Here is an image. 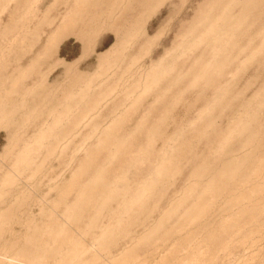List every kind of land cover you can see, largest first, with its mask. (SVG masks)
I'll list each match as a JSON object with an SVG mask.
<instances>
[{
  "label": "bare ground",
  "instance_id": "6f19581e",
  "mask_svg": "<svg viewBox=\"0 0 264 264\" xmlns=\"http://www.w3.org/2000/svg\"><path fill=\"white\" fill-rule=\"evenodd\" d=\"M0 1H8L14 5L9 19L10 24H6L0 34V131L7 134V144L0 154V264H49L51 263L50 261L58 262L57 264H65L67 262L70 264H94L100 262L101 258H103L102 255L111 253V250H108L114 245L116 247L118 242L121 243L126 235L133 236L134 233L131 234L132 228L144 216L151 214L149 207L152 202L157 199L161 201L163 196H166L165 193L167 191L165 192L166 189H164L166 184L172 180L173 184H175V176L177 177L185 166L188 169L189 165L193 167V171L191 170L190 178L186 182L188 184L185 185L184 189L182 188L183 191L181 190L182 193L179 198L177 197L178 193L176 194L177 198L170 201L168 207L166 205L167 209L164 212L162 211L163 213L158 218V221L154 220L156 222L154 225L152 223V226L150 224L149 228L148 226L145 228L147 231L143 236L137 237L138 239L134 237L137 239L136 242L135 239L134 241L129 240V242H135L131 246L132 248H128L126 252L123 251L122 253L124 254L122 256L119 254L120 258L116 256L118 260L113 259L112 261H117L118 264H130L136 259V254H139L137 253L139 248L141 249L147 245L152 246L153 244L157 248L158 244L161 245L165 242L167 245V240L177 235L170 236L173 232H170V234L166 232L170 223L174 220L176 224L173 227H171L172 225L170 226L171 230L180 233L187 232L186 236L180 238V244H178L180 240L176 241L177 244H174L175 246L177 245L176 248H181L185 243L189 244L184 246L187 245L189 248L190 245V248H192L191 244L193 242L191 243V241L193 239H197L199 234H207L205 238L200 236L208 242L206 246H211L210 249L205 248L209 250L208 253L211 252L212 259H215V252L220 247V243L224 242L225 246L227 238L229 242V238L233 239L232 237L244 230L247 223L250 225L254 218L256 219L257 217V221H254L255 226H257L255 222H258L257 228L261 232L264 230V228H259L264 220L261 218L263 219L261 222L260 219L262 217L261 212H264V204L261 201L263 200L262 195L260 196L261 199L259 197L262 191L264 193V152L262 151L264 148L261 149L260 147L264 146V144H261L264 143V128L260 129L261 132L255 130V126L259 124L256 121L264 114H260L264 112L262 111L264 105L259 107V112L255 111L253 113L248 109L250 102H247L242 106L240 112L236 113L232 118L230 117L231 120L224 131L220 130L221 133H219L216 129L218 119L221 117L217 115L227 111L228 107L232 106L236 100L232 96V86L234 82L237 83V77L245 69H248V66L251 67L254 62H257V58H260V56L264 57V0H206L205 4L201 2L204 4L202 7L199 6L201 3H198V8H201H199V11L197 9L198 12L193 17L192 23L187 24L186 31L184 32L183 30L181 32L184 33L181 35L182 39H179L176 36L177 34L175 35L177 39L181 40L177 44L179 48L180 46L182 47V49L180 48L181 52L177 53L178 55L175 54L177 56H170L172 53L170 54L169 50H164L165 53L158 61L154 60L151 49L160 36L157 34L156 37L155 35L151 37L147 25L155 15L154 13L159 10L158 8L166 5V3H170V5L173 3L172 7H174L173 0H53L55 4L65 1V14L60 19L59 24H55L57 18L55 21L50 19L51 17L48 18L49 10H51L53 5L50 8L48 6L44 11L37 9L41 14L38 16L35 28L46 24L50 31H47V33H45L46 31L43 32V35L45 33L46 36L44 48L37 53L33 52V57L31 58L25 55L12 56L13 54L11 53L14 49L18 50L20 46L22 47L20 51H24L23 45H26L25 43L33 37V35L31 36L32 32L28 31V29H31L26 28L27 26H24L23 22L21 25L26 28H24L25 30L20 29L16 35L10 37L9 35L16 29L15 26L17 24L15 25V23L19 24L21 18L25 19L26 17V22L30 20L32 15L36 18L38 14L35 15V11L37 10L33 9V5H31V2L35 3V0ZM183 1L184 5H178H181V7L185 6L189 0ZM169 8L170 6L167 9ZM3 10H5L4 7ZM175 10L174 13L172 12L173 14H175ZM182 12H184V8ZM186 17L188 20V16ZM180 19H182V16ZM180 19L179 21H181ZM187 20L184 21V24L187 23ZM1 21L3 20L0 19V23ZM32 21L33 19L31 23ZM71 27L81 30H77L80 33L79 36L75 34L76 38L80 37L81 41L85 40L84 43H87L88 48H90L88 42L93 40V35L96 31H99L97 32L98 34L100 31L105 32L109 29H114L115 43L98 56V68L101 69L98 74L102 72L100 76L106 79L98 83L94 76L88 75L89 79L84 80V73L79 74L78 72L76 74H79V76H74L76 83L68 86L66 90L63 86V93L60 96H56L57 93H54L51 87L50 76H46V74L42 76L40 67L48 64L47 62L55 53V49L60 45L62 40L60 38H66L68 28ZM71 30L73 29L71 28ZM160 30L162 31V28ZM159 34L161 35V32ZM142 38L144 42L141 41L142 43H139ZM136 40H139L138 44L140 47L134 50L133 46L137 43ZM176 42L177 40H175ZM177 46L175 45V48ZM85 48L86 51L75 62L68 63L66 60L61 59L53 65L50 64L52 71L56 68H63L65 75L72 78L71 75L78 71L77 65L84 60V57L88 54L87 52L91 51V49L87 51L86 45ZM179 48L178 50L176 49L178 52ZM17 50H14L15 53ZM132 50L134 53L131 56L134 57L130 59L131 62L125 67L124 64L128 62L127 58L132 53ZM26 52L24 51V53ZM140 54L146 55L149 65L145 60H143V64H140L142 62L140 61L141 59H138L141 56ZM190 60L191 65L189 67L181 65V62H184L183 65L186 66L187 61ZM263 60L262 65H264ZM136 62L138 63L136 64ZM262 65L260 67H263ZM123 68L122 77L118 78L117 76V79L120 80L116 81L115 78L114 80L117 82L116 84L114 83L115 85H110V83L107 85L108 81L112 79L110 76L116 74V70L119 73V70L121 71ZM245 71V73L248 72L247 70ZM126 75H129V77H126ZM186 78L188 83L185 85L187 87L185 88L186 90H183L185 93L181 90L184 97L187 91L191 94L190 90L193 92L194 89L199 88L201 90L196 100L203 99V97L205 100V93L209 92V90H213L212 92L214 93L212 99L203 104L202 110L199 108L200 112H196L195 115L197 116L194 115V119L189 123L176 125L174 134L171 137H168L169 135L166 137L163 134L162 137L166 138L159 137L158 128L152 127L155 124L149 125L152 127L150 129H148L149 126L147 130L146 127L144 129V126H141L145 124V121H142L141 124V121H139L137 127L127 130L124 135L119 136L123 131L122 127L126 124L124 121L126 122L130 117H133L131 114L133 110L135 111L136 109L137 111V108L143 102L154 97L156 99L155 102L153 101L154 103H150L149 107H146L147 111L144 119L152 116L153 112L159 111L157 110L159 104L161 105V103L165 102L173 88L175 89L181 85ZM68 81L71 82L69 77ZM117 89L118 93L113 96ZM182 93L178 94L179 96L173 94L175 97L177 95L174 100L181 102L182 99H185ZM119 95L123 98L122 104L131 102V105H125L126 107L122 104L114 105L115 109L121 110L124 108L123 112L120 111V114L113 115L115 117L111 120L112 122L109 123V126L107 124L108 129L106 126L103 130L95 131L94 135L98 134L99 136L95 139L96 141L94 140L95 143L93 145L88 147L86 144L89 140L86 143L84 142L85 144L81 148L85 152L84 157L80 160V165L75 169L76 171L72 172L69 180L60 181V178L55 177L56 179L49 182L48 193L45 196L50 197L51 193L57 192V197H54L51 201L42 200L43 203H39V190H34L35 188L31 186H34L38 177L40 178L41 173L43 174L44 170L49 168L46 167L52 164L53 160L59 158L61 160L66 157L70 149V143L72 145L71 141L75 139V137L72 138V135L76 132L75 127L83 124V120L99 106H97V102H101V98L106 100L105 108L109 102H114ZM263 98L264 88L262 87L259 92L257 91L255 100L263 101ZM201 101L203 100L196 102L198 103L197 105L201 104ZM163 109L160 111H163ZM165 111L169 115L170 112L167 113V111L170 110L166 109ZM216 112L219 113L216 115ZM161 113L160 115H164ZM154 114L159 113L156 112ZM167 115L165 116L166 118ZM94 116L96 118L100 115ZM164 116L163 118H165ZM125 118L128 120H125ZM159 120V125H161L164 122L161 121V116ZM260 120H264V118L258 121L260 122ZM156 121L158 122V120ZM260 123L264 122L261 121ZM93 124L97 125V123ZM75 135L76 133L73 136ZM87 135H89V132ZM94 135L92 131L91 136H88V138L95 137ZM187 135L195 136V139L199 141L202 140V144L203 142L205 143L209 136L221 135V137L213 138V143L211 142L209 146L207 144L206 148L209 152L207 156H212L209 158L195 155L198 149H196L197 145L192 141L194 137L187 138ZM159 139L164 140V145L156 152L154 151V146ZM203 139L205 140L203 141ZM82 140L84 139L82 138ZM236 140H241L240 148H238L240 150L233 149V146L237 145ZM199 141H197V144L200 143ZM104 152L107 153L101 160L100 155ZM76 153L78 155L80 150ZM202 154H205V152ZM185 155H189L191 159L188 160ZM194 155L195 159L200 160V162L197 163L194 160ZM183 156H185V160H188L185 161V165L183 164L184 162L181 163ZM72 159H70L71 162H73ZM71 162L69 167L72 164ZM55 168L57 169V167ZM56 169L54 170L56 171ZM128 172H132L134 185L127 178L126 173ZM50 173L55 175L52 171ZM50 173L47 174L50 175ZM115 174L117 176L113 177L112 175ZM25 176L26 180H24ZM60 176H62L61 173ZM46 178L40 179L45 180ZM32 181H34V184L30 183ZM173 184H169V186H173ZM38 185H42V183L38 182ZM72 193H76V196H74L75 198L72 201H69V196ZM33 197H36L35 201L40 206L38 213H34L31 209L29 211L26 208L30 206L29 203L34 199ZM157 202L160 203L159 201ZM220 203H223V206ZM218 204L224 209L227 206L230 209H226L230 210V212L228 215H224L225 217L221 215L222 217L219 218V216L220 222L217 218L215 219L216 221L214 220L217 228L214 223H211L214 227L210 228L211 226H207L209 225L207 224V218L209 217V221H211L210 216L213 217V215L210 214H212L213 209L215 212ZM42 205H47L48 209H44ZM155 205L158 208V204ZM61 206L64 208V221H60V218L56 217L59 216L57 209ZM154 207H152V210L156 208ZM224 209L221 208V210ZM233 209H237L236 214L232 213ZM154 211L152 212L154 213ZM214 212L213 214H218V212ZM258 214L259 216H257ZM216 215H214V218ZM20 216H25V219H19ZM258 217L260 221H258ZM247 218H252V220ZM42 219H46L47 222L44 220L41 225ZM105 219L107 222L99 225ZM205 219L206 222L204 221ZM17 221L19 223L24 222L23 224L25 225L20 224L22 227L26 226L24 231L21 229V232H15L14 229L10 231L8 225L13 222L17 223ZM203 223L207 224H204V226L206 225L205 228ZM257 228L256 230H258ZM8 231H10L12 236L10 239L5 238V234ZM133 232L135 231L133 230ZM180 233L178 234L182 235ZM121 235H123L122 238H119ZM219 235L227 236V238L224 237V241ZM91 236H93L94 243L98 248L96 250L94 246L93 249L96 251H93L92 248L88 249L84 242L85 239ZM199 242L201 243L200 240ZM129 245L127 246L129 247ZM163 246L161 245V247ZM195 248L198 247L195 246ZM149 249L151 248L149 247ZM211 249H214V251L212 250V252ZM171 250L166 253L168 254L166 256L171 257ZM173 250L175 254L179 253V251L177 253V250ZM192 251L190 253L189 250L190 254L186 255L192 257ZM173 253L172 257L175 256L176 259V255L173 256ZM201 255L202 253L199 254L200 257ZM166 256L164 255V260L167 259ZM194 256L193 258L189 257L187 264H192L191 259L194 262ZM185 257L187 256H183V258ZM188 257L184 260L182 257L179 259L182 258L181 260L186 262ZM161 260L160 262L164 264L165 261ZM181 260L178 262L181 263ZM108 261L111 262L110 259ZM155 262L158 264V261ZM113 263L111 262V264ZM168 264L171 263L169 262Z\"/></svg>",
  "mask_w": 264,
  "mask_h": 264
},
{
  "label": "rangeland",
  "instance_id": "374dc122",
  "mask_svg": "<svg viewBox=\"0 0 264 264\" xmlns=\"http://www.w3.org/2000/svg\"><path fill=\"white\" fill-rule=\"evenodd\" d=\"M36 1H37V3H36ZM181 1V2H180ZM183 0H178V2H177V0H173V2H174V7H172L173 6V3H171V5H170V3H166V5H164V6H162V7H160V8H158L159 10L157 11V13L155 12L154 14V18L152 17V21L150 20L149 21V23H148V25H147V27L149 28L148 30H149V34H150V36L151 37H153L154 35H155V37L157 36V34H158V36H160L157 40H156V44L152 47V52H153V58H154V60L155 61H158L160 58H161V56H163V54L165 53V51L164 50H169V52H170V56H177L178 54L177 53H180L181 51V49H182V47L180 46V48H179V45L177 46V44H178V42H180L181 40H179V39H182V37H181V35H183L184 33H181V32H183V30H184V32L186 31L185 29H186V27H188V25H189V23L191 24L192 23V21L194 20V18L193 17H195V15L197 14V12L200 10L199 8H201L202 6H204V4L207 2V1H209V0H189L186 4H187V6H186V4H185V6H182L181 7V5H184V1L182 2ZM7 2V3H6ZM0 1V19H2L3 21H1V25H0V34H1V30L2 29H4V27L6 26V24L7 25H9L10 24V22H9V19H10V16H11V14H12V12H13V8H14V5H13V3H9L8 1ZM177 2V3H176ZM201 2H204V4L203 3H201ZM32 3H34V2H31V5H33V9H39L40 11H44L45 9H47L48 8V6H49V8H50V6L51 5H53V7L51 8V10H49V12L50 13H48V18H50V19H52V20H54L55 21V19H56V22H55V24L57 23V24H59V22H60V19L62 18V16L65 14L64 12L66 11V6H65V1L64 2H58V3H54L53 2V0H35V5L34 4H32ZM53 3V4H52ZM64 3V4H63ZM197 3V4H196ZM198 3H201V5H199ZM1 4H6L5 6H3V5H1ZM7 4H9L8 6H7ZM178 4H181V5H178ZM38 5V6H37ZM62 5V6H61ZM65 7H64V6ZM198 5L199 6H201V7H199L198 8ZM4 7V9L5 10H3V7ZM168 6H170V8L169 9H167L168 8ZM178 6V7H177ZM6 7V8H5ZM37 7V8H36ZM176 7H177V9L178 10H180L181 8V10L183 11V8H184V12H182L181 10L180 11H178L177 9H176ZM187 7V8H186ZM2 8V9H1ZM164 8V9H163ZM194 8H196V9H194ZM53 9V10H52ZM65 9V10H64ZM176 9V10H175ZM197 9H198V11H197ZM174 10H175V14H173L174 13ZM192 10V11H191ZM194 10V11H193ZM196 10V11H195ZM187 11V12H186ZM173 12V13H172ZM196 12V13H195ZM161 13V14H160ZM170 13V14H169ZM180 13V14H179ZM183 15H182V14ZM195 13V14H194ZM38 14V15H37ZM41 13H39L38 12V10L37 11H35V15H37L36 16V18H35V16L34 15H32V17H34V18H30V20L28 21V22H26L27 20H26V17H25V19H23V18H21V21L19 22V24L18 23H15V27H16V29H14V26H13V29L15 30H13L12 31V33H10V35H9V37L10 36H14V35H16V33H18V31L21 29V30H25L26 28H30L31 30H29L28 29V31H31L32 33H31V36L33 35V37H31L30 38V40H28L27 41V43H25L26 45H23V49H24V51H27L26 53H24V51H20L21 50V46L19 47V49L17 50V49H14L15 51L17 50V52L15 53V51L13 52L12 50H10V51H12L11 53L13 54L12 56H17V55H25V56H29L28 58H31V57H33V52H35V53H37V52H39V51H41L43 48H44V43H45V39H46V36H45V33H47V31L49 32L50 31V29L48 28V26L46 25V24H44V25H40L38 28H35L36 27V24H37V22H38V16L40 15ZM60 14V15H59ZM177 14H178V17H177ZM185 14H189V15H185ZM157 15V16H156ZM169 15H170V17H169ZM177 17H175V16ZM192 15H194V16H192ZM173 16V17H172ZM181 16H182V19H180L181 18ZM185 16V17H184ZM186 16H188V20H187V17ZM172 17V18H171ZM186 18V19H185ZM33 19V21H32V23H31V20ZM175 19V20H174ZM179 19L181 20V21H179ZM264 19V18H263ZM23 20H25V21H23ZM37 20V21H36ZM171 20V21H170ZM185 20H187V23H185L184 24V21ZM191 20V21H190ZM183 21V22H182ZM24 22V23H23ZM179 22V23H178ZM23 23V25L24 26H27L26 28L23 26V25H21ZM28 23H29V26H28ZM34 23V24H33ZM183 23V24H182ZM25 24H27V25H25ZM188 24V25H187ZM167 25V26H166ZM32 26V27H31ZM47 26V27H46ZM182 26H184V27H182ZM21 27H23V28H21ZM41 27V28H40ZM19 28V29H18ZM25 28V29H24ZM40 28V29H39ZM47 28V29H46ZM71 28L73 29V30H71ZM71 28H68V31H67V36H65L66 38H60V45L58 46V48H56V49H58V50H56L55 49V53L52 55V57H50V60L47 62L48 64H46V65H41V72H42V76L43 75H45L46 74V76L47 75H49L50 76V81H51V87L53 88V91H54V93H57L56 94V96H60L62 93H63V91H64V88H63V86L65 87V90H66V88L68 87V86H71L73 83H76V78L74 77L75 75L76 76H79V74H81L82 72L84 73V75H83V78H84V80H86V79H89V77H88V75L89 76H94V78L98 81V83L99 82H102L103 81V79H106V78H104V77H102V76H100V74L102 73V72H100V74H98L99 73V71L101 70L100 68H98L99 66H98V56L100 55V54H102V53H104L106 50H108L109 49V47H111L114 43H115V30L114 29H109L108 31H105V32H102V31H100V33H98L97 34V32H99V31H96L95 33H94V38H93V40H91L90 42L91 43H93V44H95V45H93L92 44V47H91V43L90 42H88V44L90 45L89 47L90 48H88V45H87V43L85 44L84 42H85V40L84 41H81L79 38L77 39L76 38V35H78L79 36V33L80 32H78V31H81V30H79V28H76V27H71ZM162 28V31L160 30ZM183 28V29H182ZM34 29H37V30H34ZM38 29H39V31H38ZM78 30V31H77ZM180 30V31H179ZM36 32V34H35V32ZM46 31V32H45ZM179 31V32H178ZM43 32H45L44 33V35H43ZM161 32V35L159 34ZM39 34V35H38ZM76 34V35H75ZM177 34V35H176ZM179 38V39H177L176 38V36ZM180 35V36H179ZM36 36V37H35ZM37 36H39V37H37ZM77 36V37H78ZM97 39H96V38ZM95 39V40H94ZM177 40V42L175 43V40ZM174 40V41H173ZM179 40V41H178ZM38 43H37V42ZM139 41V40H138ZM138 41L136 40V42L137 43H135L134 44V46H133V49L134 50H136V49H138V47H140V45L138 44ZM144 42V39L142 38V39H140V41H139V43H142V42ZM34 42V43H33ZM36 42V43H35ZM96 42V43H95ZM175 44H174V43ZM33 44H35L34 46H32ZM180 44V43H179ZM85 45H86V47H87V51L89 50V49H91V51H89V52H87L88 54H86V56L84 57V60L83 61H80V64H78L77 65V70L78 71H76V72H74V75H71L72 76V78H70V76H66L65 75V72H64V69L63 68H56V69H54L53 71H52V67H51V65L50 64H55V62H57V61H59V60H61V59H64V60H66L68 63H72V62H75V60L77 61L78 59H79V57L82 55V53H84V51H86V48H85ZM175 45L177 46L176 48H175ZM32 48H31V47ZM94 46V47H93ZM142 46V45H141ZM159 46H161V47H159ZM171 47H173V48H171ZM16 48H18V47H16ZM94 49V51H93V49ZM166 48H168V49H166ZM171 48V49H170ZM178 48H179V52L177 51L178 50ZM26 49V50H25ZM85 49V50H84ZM177 49V50H176ZM173 50H175V51H173ZM157 51V52H156ZM177 51V52H176ZM20 54H19V53ZM21 52H22V54H21ZM156 52V53H155ZM167 52V51H166ZM10 53V52H9ZM18 53V54H17ZM134 52H133V50H132V53L128 56V62H126V64H124V66L126 67L127 65H129V62H131V60L130 59H132V57H134V56H131L132 54H133ZM15 54V55H14ZM175 54H177V55H175ZM141 55V54H140ZM139 55V56H140ZM138 56V57H139ZM170 56H168V57H170ZM263 56V55H262ZM137 57V58H138ZM136 58V59H137ZM260 58H262L261 56H260ZM260 58H257V62H254V63H257V64H254L253 63V65H251V67L250 66H248L247 68L248 69H245V70H247L248 72L247 73H245L244 71L242 72V74H240L238 77H237V83H235L234 82V85L232 86V93H233V97H235L236 98V100H235V102H234V104L232 105V106H230V107H228V110L227 111H225L223 114L222 113H219L220 112V110H219V112H216V115L219 113L220 115H217V116H221L219 119H218V122H217V130H218V132L219 133H221V131H224L225 130V128H226V126L228 125V123L230 122V120H231V118L233 117V116H235V114L236 113H238V112H240V110H241V108H242V106L245 104V103H247V102H250V104H249V106H248V109L249 110H251V112H253V113H255V111H257V112H259L260 111V109H259V107L260 106H262V105H264V98H263V101L262 100H260V101H257V100H255V96H256V93H257V91L259 92V90L263 87L264 88V82H263V80H264V65H262L263 63H262V59H264V57L262 58V59H260ZM138 59H141L140 61H142L140 64H143L144 62H143V60H145V62H147L148 63V59L146 60V55L145 54H143V55H141L140 56V58H138ZM169 59V58H168ZM167 59V60H168ZM260 62H259V61ZM188 63H186V66L185 65H183V63L181 62V65L182 66H184V67H189L190 65H191V60L190 61H187ZM190 62V63H189ZM263 62H264V60H263ZM138 62H136V64H137ZM260 63V64H259ZM188 64V65H187ZM252 64V63H251ZM259 64V65H258ZM50 65V66H49ZM148 65H149V63H148ZM263 66V67H260V66ZM258 66H259V68H258ZM181 67V66H180ZM250 67V68H249ZM50 70V71H49ZM50 73H49V72ZM81 71V72H80ZM97 71V72H96ZM117 71V75L116 74H114V75H112V76H110L112 79H110V80H112V81H108V83H107V85H109V83H110V85H115L117 82L116 81H118V80H120V79H117V76H118V78H120V77H122L121 76V74L122 73H124L123 71H124V68L120 71L119 70V73H118V70H116ZM48 72V73H47ZM79 72V74H76V73H78ZM96 72V73H95ZM86 73V74H85ZM95 73V75H93ZM112 73V72H111ZM98 74V75H97ZM113 74V73H112ZM61 75V76H60ZM124 76V75H123ZM129 77V75H126V77ZM65 77V78H64ZM68 77H69V80H71V82L70 81H68ZM73 77H74V79H73ZM87 77V78H86ZM102 77V78H101ZM93 78V79H94ZM116 78V81L114 80ZM125 78V77H124ZM94 79V80H95ZM126 79V78H125ZM228 79H229V77H228ZM75 80V81H74ZM113 80H114V82H113ZM128 80H130V79H128ZM187 81V78H186V80H184L183 81V85L181 84V85H179L178 87H176L175 89L173 88V90L171 91V93H170V95L168 94V100L166 99L165 100V102H163L164 103V105H163V103H161V105L159 104V107H160V109H159V107H158V109L157 110H159V111H156V112H158L159 114H154V113H156V112H153V114H154V116H153V114H152V116H150V117H148V118H145L144 119V115H145V113H146V111H147V108L146 107H149V105H150V103L152 104V103H154L155 102V100L156 99H154V97H151L150 99H147L145 102H143L142 104H141V106H139L138 108H139V110H138V108H137V111H136V109H135V111L133 110L132 111V115H133V117L131 118L130 117V119L128 120L127 118H125V120L127 119L128 121H124V123H126V124H124V126L122 127V133L121 134H119V136H122V135H124V133H125V131H127V130H130V129H134L135 127H137L138 126V122L139 121H141L140 122V124L142 123V121H145V124H143L141 127H143L144 129H145V127H146V130H147V128H148V126L149 125H153V124H155V125H153L152 127L154 128V127H156V128H158V132H160L159 133V137H161V138H166L167 137V135H169L168 137H171V136H173V134H174V131H175V129H176V125L178 126V125H183V123L184 124H186V123H189L192 119H194L195 118V116H197V115H195L196 114V112H200L199 111V108H200V110H202V108L204 107V105L203 104H206L207 103V101L208 100H210V99H212V97H213V90H209V92L207 91V93H205V100H204V97H203V99H200V100H203V101H201L200 103L201 104H199V105H197L198 103H196V102H198V101H200V100H196L197 98V95L199 94V91L201 90L199 87V89H194L193 90V92L190 90V93L191 94H189V91H187L186 92V96L184 97L183 96V93H185L183 90H186L185 88H187L185 85H186V83H188V81ZM65 82V83H64ZM67 82V83H66ZM71 84H70V83ZM56 83V84H55ZM61 83H62V85H61ZM115 83V84H114ZM248 83V84H247ZM67 84V85H66ZM263 85V86H262ZM57 86V87H56ZM59 86H60V88H59ZM249 86V87H248ZM251 86V87H250ZM236 87V88H235ZM57 88H59L58 90H57ZM197 88V87H196ZM248 88V89H247ZM234 89H236L235 91H234ZM183 91V93H182V91ZM62 91V92H61ZM120 91V90H119ZM180 93H179V92ZM176 92V93H175ZM177 92H178V94H181L182 93V96H183V98H185V99H182V100H184V101H182L181 100V102L179 103V102H177L176 100H174V98H176L177 97ZM198 92V93H197ZM235 92V93H234ZM238 92V93H237ZM116 93H118V89L116 90V92H114L113 93V96L114 95H116ZM196 93V94H195ZM209 93V94H208ZM175 94H177L176 95V97L174 96ZM122 95V94H121ZM121 95H119L118 96V98H116L115 99V101L114 102H109L108 103V105L104 108V106H105V104H106V100H103L102 98H101V102H97L98 104H97V110L95 109V110H93L92 111V113L87 117V118H85L83 121H84V123L83 124H81V125H79V126H77V127H75V133H76V135L75 136H73L72 135V138L73 137H75V139L74 140H72L71 142L73 143L72 145H71V143H70V149L68 150V154L66 155V157H64V158H62L61 160H59V159H55V160H57V161H55V160H53L52 161V164H50V165H48L46 168H48V169H45L44 170V172H43V174L41 173V176H40V178H42V179H44L45 177H47L45 180H41L39 177H38V180H37V184L35 183L34 184V181H32V182H30L31 184H34V186H31V185H29V186H31L32 188H35L34 190H39V192H38V202L39 203H43L42 202V200H44V201H47V200H49V201H51V200H53L54 199V197L56 198L57 197V192H53V193H51L50 195V197L48 196V197H46L45 196V194H47L48 193V186H49V182H51V180H54V179H56V178H60L59 180L60 181H65V180H69L70 178H71V175H72V172H75L76 170V168H78L79 167V165H80V160L84 157V154H85V152L84 151H82L81 150V148L83 147V144H85L86 143V141L87 140H89V141H87V144H86V146H88V147H90L91 145H93L94 143H95V139L96 138H98V134L97 135H94L95 134V131H97V130H103V128L105 129V127L107 126V124H108V126H109V123L110 122H112L111 120L115 117V116H113L114 114H120L121 112L120 111H122L123 112V110H124V108L123 109H115V107H114V105L116 106V104L117 105H121L123 102V98H121L120 96ZM185 95V94H184ZM235 95V96H234ZM179 96V95H178ZM231 96V97H232ZM172 97V98H171ZM208 98V99H207ZM120 99H122V100H120ZM172 99H173V101H172ZM120 101V102H119ZM154 101V102H153ZM169 101V102H168ZM174 101H176L177 102V104H175L174 103ZM188 101V102H187ZM194 101H195V103H194ZM204 101H206V102H204ZM167 102V103H166ZM184 102H186V103H184ZM189 102H191V103H193L194 104V106H193V104H191L190 103V105H189ZM119 103V104H118ZM126 103H128V102H125L124 104H122V105H124V107H126V106H129V104L131 105V102H129L128 104H126ZM169 103V104H168ZM173 103V104H172ZM167 104H168V106H167ZM170 104H171V106H170ZM175 104V105H174ZM196 104V105H195ZM211 104V103H210ZM126 105V106H125ZM189 105V106H188ZM108 106H109V108H108ZM161 106H164V107H168V108H164V107H161ZM174 107V108H173ZM190 107V108H189ZM209 107V106H208ZM264 107V106H263ZM114 108V109H113ZM145 108V109H144ZM164 108V109H163ZM171 108H173V109H171ZM192 108V109H191ZM163 109V111H160V110H162ZM170 110V111H167V113L168 112H170L169 113V115H167L165 112V110ZM264 109V108H263ZM262 109V111H264ZM98 110H100V111H98ZM111 110H113V111H111ZM114 110H115V112H114ZM192 110V111H191ZM95 111V112H94ZM117 111H119V112H117ZM111 113V115H110V113ZM114 112V113H113ZM161 112H163V113H161ZM135 113V114H134ZM160 113L161 114H166L167 115V118L164 116V115H160ZM197 113V114H198ZM230 113H232V114H230ZM264 112H261L260 114L262 115ZM100 115L99 117H96V118H94L95 116L94 115ZM142 114V115H141ZM234 114V115H233ZM161 116V121L163 122H161L162 124H164L163 126H162V124L161 125H159V119H160V116ZM195 115V116H194ZM261 115H259V116H261ZM91 116V117H90ZM93 116V117H92ZM106 116V117H105ZM159 116V117H158ZM163 116L165 117V118H163ZM111 117V118H110ZM141 117V118H140ZM156 117V118H155ZM186 119H185V118ZM231 117V118H230ZM151 118V119H150ZM153 118V119H152ZM261 118H264V114L261 116V117H259L258 118V120L259 119H261ZM89 119V120H88ZM94 119V120H93ZM140 119V120H139ZM144 119V120H143ZM155 119V120H154ZM182 119H183V121H182ZM106 120V121H105ZM149 120V121H148ZM156 120H158V122L156 121ZM256 121L257 123H259L258 125H256L255 126V130L256 131H260V129L261 128H264V123H260L261 121L262 122H264V120H260V122L259 121ZM82 121V120H81ZM89 121V122H88ZM88 123V124H86V123ZM155 122H157V123H155ZM90 123H91V125H90ZM93 123H97V125H94ZM99 123H101V124H99ZM105 123V124H104ZM103 124V125H102ZM263 124V125H262ZM99 125V126H98ZM158 125V126H157ZM166 125V126H165ZM101 126V127H100ZM108 126H107V129H108ZM151 126H149V128L148 129H150V128H152ZM160 126H162L160 129H159V127ZM261 126V127H260ZM263 126V127H262ZM84 127V128H83ZM131 127V128H130ZM81 128V129H80ZM120 128V127H119ZM125 128H126V130H125ZM77 129V130H76ZM91 129V130H90ZM221 130V131H220ZM92 131H93V135L95 136V137H89V138H91V139H89L88 138V136H91V134H92ZM164 131V132H163ZM88 132H89V135H87L88 134ZM261 132V131H260ZM91 133V134H90ZM166 133V134H165ZM79 134V135H78ZM85 134V135H84ZM165 136L166 135V137H162L163 135ZM84 136H85V138H84ZM247 136V135H246ZM246 136H244L245 138H246ZM87 137V138H86ZM187 138H191V137H194V139H192V141H194L193 143L195 144V145H197V148L196 147H194V148H196V149H198V150H196L197 152H198V154H197V152H195V155H201V156H207V153H208V155H209V152H208V150H207V144H208V146L211 144V142L213 143V138H220L221 137V135H219V136H209L207 139L210 141L209 143H208V140L206 139H203V141L205 140V143L203 142V144L201 143L202 142V140L201 141H199V140H197V139H195V136H191V135H187L186 136ZM248 137V136H247ZM6 138H7V134L5 133V132H3V131H0V154H1V152H2V150L4 149V147H5V145L7 144V141H6ZM82 138L84 139V140H82ZM93 138V139H92ZM210 138H212V139H210ZM95 140V141H94ZM199 141L198 143L199 144H197V141ZM264 140V139H263ZM83 141V142H82ZM159 141H161V142H159ZM159 141H157V143H156V145L154 146L155 147V149H154V151H159L162 147L161 146H163L164 145V140H160L159 139ZM85 142V143H84ZM240 143V144H238V143ZM263 142V141H262ZM162 144V145H161ZM235 144V143H234ZM233 144V145H234ZM236 144L237 145H234L233 146V149L234 150H236V149H238V148H240V145H241V140L239 141V140H236ZM261 144H264V143H261ZM77 145H78V147H77ZM194 145V146H195ZM156 146H158V147H156ZM261 147V149L262 148H264V146H260ZM74 148V149H73ZM160 148V149H159ZM77 150V151H76ZM79 150H80V153H78V155H77V153L76 152H79ZM238 150H240V149H238ZM75 151V152H74ZM153 151V152H154ZM263 152H264V149L262 150ZM82 152H84V153H82ZM205 152V154H202V153H204ZM82 153V154H81ZM107 152H104V153H102L101 155H100V159L101 160H103V156H105V154H106ZM81 154V155H80ZM195 155L193 156V158H194V160H196L197 161V163L198 162H200V160H198V159H195L196 157H195ZM186 156V158H188V160H190L191 158H189L190 156L188 155H185ZM185 156H183V158L185 157ZM72 157H73V159H72ZM75 157V158H74ZM207 157H212L211 155L210 156H207ZM68 158V159H67ZM183 158L181 159V163L182 162H184L183 164L185 165L186 164V162L185 161H188L187 159L185 160V158H184V160H183ZM70 159H72V161L73 162H71L70 161ZM76 160V161H75ZM183 160V161H182ZM69 161V162H68ZM63 162V163H62ZM72 163L71 164V166L69 167V163ZM66 163H68L67 165H66ZM59 164H60V166H59ZM53 167V168H52ZM55 167H57V169L55 168ZM67 167H68V169H67ZM191 165H189V167H188V169H187V166H185V168H184V170L182 169V171L181 172H179L178 173V176L176 177L175 176V180H174V183L175 184H173V180L170 182V183H167L166 184V188H164V189H166L165 190V194H166V196H165V198H164V196H163V198H162V200L160 201L159 199H157V200H155L154 202H155V204H158L157 206H158V208L156 207V205L154 204V202H152V204L150 205V207H149V209H150V213L151 214H153V215H151V214H147V216L149 217L148 219H147V216H144L143 217V219L137 224V225H135L134 226V228H132V233L131 234H133V236H131V235H129V236H125V238H123V240L121 241V243H119L118 242V245L115 247V245L113 246V247H111L108 251H110L111 253H104L105 255H102L103 256V258H101V260H100V262H96V263H98V264H111V262H114V263H116V264H118L117 263V261L115 262V261H112L113 259H115V260H118L117 258L119 257H121L124 253H122L123 251L124 252H126L127 251V249L128 248H130L131 246H133L134 245V243L136 242V240L138 239V238H140V236H143V234H145V232L147 231V229L145 230V228H147V226H148V228H149V225L150 226H152V223H153V225L156 223V222H154V220L155 221H158V218L159 217H161L160 215H162V213L167 209V207H168V205H169V202L170 201H173L174 199H176L177 197L179 198V196L181 195V190L183 191V189L185 188V185H187L188 183H186L187 182V180L190 178L189 177V175H190V172L192 173V171H193V167H191ZM54 170V169H56V171L54 170H52V169ZM72 168V169H71ZM66 169V170H65ZM70 169V171H68ZM187 169V170H186ZM55 174V175H53L52 173H50L51 171ZM65 170V171H64ZM75 170V171H74ZM192 170V171H191ZM48 171H50V172H48ZM64 171V172H63ZM188 171V172H187ZM56 172V173H55ZM50 173V175H51V177H50V175H48V174ZM60 173H61V175L62 176H60ZM63 173V174H62ZM181 173V174H180ZM59 174V175H58ZM27 175H29V174H27ZM45 175H47V176H45ZM63 175H65V176H63ZM126 175H127V178H129V181L131 182V184L132 185H134L135 183H133L134 181L132 180L133 179V175H132V172H128V173H126ZM49 176V177H48ZM113 177H115V176H117V174H115V175H112ZM56 177V178H55ZM64 177V178H63ZM27 178H26V176L24 177V180H26ZM40 181H43V182H40ZM38 182L41 184L42 183V185H38ZM173 184V186H169V184L170 185H172ZM36 185V186H35ZM19 186H23V185H19ZM38 187V188H37ZM134 187V186H133ZM168 187H170V188H168ZM183 188V189H182ZM179 193V194H178ZM176 194H178V196L176 195ZM56 195V196H55ZM262 195V198H263V200H261L262 201V204H264L263 203V201H264V193H263V191L261 192V194L259 195V197ZM74 196H76V193H72L70 196H69V201H72L73 200V198H75ZM177 196V197H176ZM34 199H32V201H30V206L29 207H26L28 210L29 209H31L34 213H38L40 210H39V208H40V206L37 204V202L35 201V199H36V197H33ZM171 198H173V199H171ZM171 199V200H170ZM260 199H261V197H260ZM157 201H159L160 203H158ZM221 202V201H220ZM168 203V204H167ZM28 204V205H29ZM153 204H154V206L156 207H154L153 206ZM160 204V205H159ZM190 204H191V202H190ZM189 204V205H190ZM221 204V203H220ZM223 204V203H222ZM221 204V205H222ZM27 205V206H28ZM166 205H167V207H166ZM221 205H219L218 204V208L216 207V209H215V212L217 213L218 212V214L216 215V214H213V212H214V209H213V211H212V214H210V215H213V217L212 216H210V220L212 221L213 220V222H211V221H209V217L207 218V220H208V222H207V224H209V225H207L206 223H203V227L205 228V226L207 225L208 227L209 226H211L210 228H213L215 225H216V228H217V224H215L214 223V220L217 218L218 219V217L219 218H221L222 216L223 217H225L226 216V214L228 215V213L230 212V210H227V209H230V208H227V206H226V208L224 209ZM219 206H220V208H219ZM42 207L44 208V209H48V206L47 205H42ZM148 207V206H147ZM152 207H154L155 209H153L152 210ZM33 208V209H32ZM221 208L222 209H224V210H221ZM63 206H61V207H59L58 209H57V214L59 215V216H56L58 219L60 218V221H62L63 220V216H64V212H63ZM154 211V213L152 212V211ZM158 210V211H157ZM30 211V210H29ZM163 211V212H162ZM228 211V212H227ZM160 212V213H159ZM214 212V213H215ZM232 213L233 214H236L237 213V209H233L232 210ZM262 213V217H260V219L261 218H263L264 219V212H261ZM220 214V215H219ZM259 214L257 215V216H259ZM214 215H216V217L214 218ZM222 215V216H221ZM225 215V216H224ZM250 217V216H249ZM21 218H23V219H25V216H20V218L19 219H21ZM146 218V219H145ZM22 219V220H23ZM248 220H252V218L250 219V218H247ZM263 219H261V222H262V220ZM44 220H45V222H47L46 221V219H42V221L40 222V224L42 225L43 223H44ZM148 220H150V221H148ZM219 220V222H220V219H218ZM217 220V221H218ZM247 220V221H248ZM254 221L256 220L257 221V217H256V219L254 218L253 219ZM21 221V220H20ZM64 221V220H63ZM205 222H206V219L204 220ZM216 221V220H215ZM254 221H251V223H250V225H249V223H247L245 226H246V228L244 227V230H241L240 232H238L234 237H232L233 239H231V238H229L230 240H231V242H230V240H229V242L227 241L228 240V238H227V236L225 237V238H227V240H226V243H225V246H224V242H222L221 240H222V238H223V240L225 241V239H224V237L223 236H221V235H219V236H221L220 238H221V242L222 243H220V245H219V243L216 245L217 247H218V245L220 246V247H218V249L216 250V254H215V259H212V254H210V253H208V251L209 250H206L207 248L208 249H210V247L211 246H206V244H208V242L207 241H205V239L203 240V236H204V238H205V236H207V234H205V235H201V234H199V236L197 237V239L195 238V239H193V241H191V243L193 242L194 243V245H192L191 244V247L192 248H190V245H189V248H188V244L187 243H185V244H187L186 246H184V245H182L181 246V248H176V246L174 245V244H177V240H180L179 242H178V244H180L181 243V239L180 238H183L184 236H186V234H187V232H185V233H180V232H175L174 230H171V227H173L175 224H176V222H175V220L174 221H172L171 223H170V226H169V228L167 229V233L169 232V234H170V232L172 233V234H170V236L171 235H176V236H174L173 238L174 239H176L175 241H174V239L172 240L171 239V237L169 238V239H171V240H167V245H166V242L165 243H162L161 245L163 246V244H165L163 247H161V245L160 244H158V246H157V248H156V245H152L153 246V249H152V246L150 245V246H143V248H139L138 249V252L137 253H139V254H136V261L134 260L132 263H130V264H156L157 262H155V261H158V264L160 263V264H163V262H160V260L163 258V260H161V261H165L164 262V264H166V261H168L167 262V264L170 262L171 264H173V261H174V264H176V261H177V264L179 263V264H184V263H188L187 261L190 259L189 257H191V256H189V255H186V254H190L191 253V251H192V249H193V251H192V257L191 258H193V256H194V254H195V256H194V262L196 263V264H201V262H203L202 264H264V230H262V232H261V230L260 229H258L257 227H258V225H259V223L258 222H255L256 223V225L257 226H255V224H254ZM258 221H260L259 220V217H258ZM107 221H106V219L103 221V223L102 222H100L99 223V225L100 224H105ZM142 222V223H141ZM174 222V223H173ZM210 222V223H209ZM219 222H217V223H219ZM246 222V221H245ZM249 222V221H248ZM260 222V223H261ZM19 222L17 221V223L15 222H13L12 224H10V225H8V227L10 228V231L12 230V229H14L15 230V232H21V230L22 231H24L25 230V228H26V226L24 227H22V225L20 226V224H23L24 222H20L19 224H18ZM141 223V224H140ZM211 223H214V226H212L211 225ZM262 223H264V220H263V222ZM262 223L260 224V226L261 227H259V228H261V229H263L264 228V224L262 225ZM27 224V223H26ZM145 224V225H144ZM204 224H206L205 226H204ZM23 225H25V224H23ZM32 225V224H31ZM144 225V226H143ZM33 226H35V225H33ZM137 226V227H136ZM263 226V227H262ZM208 227H206V228H208ZM139 228V229H138ZM256 228L258 229V230H260L259 232H258V230H256ZM21 229V230H20ZM255 231H254V230ZM133 230L135 231V232H133ZM170 230V231H169ZM10 231H8L6 234H5V238L7 239H10L12 236L10 235L11 233H10ZM254 231V232H253ZM163 232H165V231H163ZM166 232H165V234H166ZM248 232H249V234H248ZM261 232V233H260ZM137 233V234H136ZM178 233H180V234H182V235H179ZM246 233V234H245ZM136 234V235H135ZM164 234V233H163ZM248 235V236H247ZM122 236L123 235H121V236H119V238H122ZM243 236V237H242ZM127 237V238H126ZM131 238V239H129V238ZM134 237H138L137 239H135ZM133 238V239H132ZM262 238V239H261ZM127 239H128V242H127ZM134 239H135V242H133L134 241ZM247 239V240H246ZM129 240H133V241H130L129 242ZM199 240L201 241V243L199 242ZM202 241H204V242H202ZM235 241V242H234ZM84 242L86 243V246H87V248L88 249H93L94 248V246H95V249L97 250L98 248L96 247V245H95V241H94V239H93V236H91V237H88L87 239H85L84 240ZM125 242V243H124ZM170 242V243H169ZM234 242V243H233ZM171 243H172V245H171ZM126 244V245H125ZM130 244V245H129ZM198 244V245H197ZM202 244V245H201ZM223 244V246H221ZM227 244V245H226ZM231 244V245H230ZM127 245H129V247L127 246ZM239 245V246H238ZM160 246V247H159ZM184 246V247H183ZM195 246H197L198 248H195ZM215 246V247H216ZM147 247V248H146ZM149 247L152 249H149ZM195 249H194V248ZM205 247H207V248H205ZM214 247V248H215ZM226 247H228L227 248V250H226ZM132 248V247H131ZM130 248V249H131ZM154 248H156V249H154ZM158 248H160V249H158ZM221 248V249H220ZM235 248V249H234ZM95 249H93V251H96ZM173 249H175V251L177 250V253H178V251H179V253L178 254H175V252H174V250H173V252H172V250ZM190 250V253L188 252L189 250ZM65 250H67V249H65ZM113 250V251H112ZM169 250H171V257H169V256H166V255H168V254H166V253H168V252H170ZM214 251V249H211V251ZM107 251V252H108ZM200 251H202V252H200ZM204 251H205V253H204ZM212 251V252H213ZM150 252V253H149ZM231 252V253H230ZM172 253H173V256L174 255H176V259H175V256L174 257H172ZM202 253V255H204V256H202L201 255V257L199 256V254H201ZM121 256H120V255ZM111 255H113V256H111ZM164 255L166 256V258L167 259H165L164 260ZM217 255V256H216ZM110 256H111V258H110ZM115 256V258H113ZM116 256H118L117 258H116ZM179 256V257H178ZM183 256H189L188 257V259L186 260V262H183V260L185 259V258H187V257H185V258H183ZM109 257V258H108ZM154 257V258H153ZM178 257V258H177ZM180 257H182L183 258V260H181V259H179ZM198 257H199V259H198ZM209 257V258H208ZM111 260V262L110 261H108V260ZM139 259V260H138ZM202 259V260H201ZM211 259V260H210ZM181 260V263L180 262H178V261H180ZM193 259H191V262H192V264H195L193 261H192ZM196 260V261H195ZM204 260V261H203ZM199 263H198V262ZM52 264H54V263H56V262H52V261H50ZM110 262V263H109ZM190 262V261H189ZM51 263H49V264H51ZM58 263V262H57ZM56 263V264H57ZM96 263H94V264H96ZM113 263V264H114ZM65 264H70L69 262H67V263H65ZM93 264V263H92ZM191 264V263H190Z\"/></svg>",
  "mask_w": 264,
  "mask_h": 264
}]
</instances>
